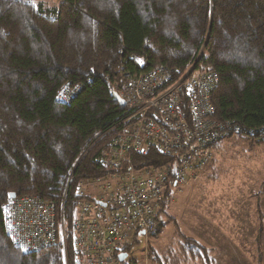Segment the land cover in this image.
<instances>
[{
	"label": "trees",
	"instance_id": "16d2710c",
	"mask_svg": "<svg viewBox=\"0 0 264 264\" xmlns=\"http://www.w3.org/2000/svg\"><path fill=\"white\" fill-rule=\"evenodd\" d=\"M191 65L217 74L214 118L240 129L227 139L264 143V0H0V208L13 192L64 202L69 219L79 183L106 172L98 158L125 115L113 95L125 76ZM0 264H74L71 241L22 251L0 211Z\"/></svg>",
	"mask_w": 264,
	"mask_h": 264
},
{
	"label": "built area",
	"instance_id": "2783aa9c",
	"mask_svg": "<svg viewBox=\"0 0 264 264\" xmlns=\"http://www.w3.org/2000/svg\"><path fill=\"white\" fill-rule=\"evenodd\" d=\"M216 86L215 72L193 65L178 74L157 66L126 75L120 130L98 158L106 172L79 183L69 219L64 202L58 207L52 200L9 197L0 211L11 243L33 252L60 245L68 235L74 264H119L129 240L158 228L175 191L209 171L214 147L240 132L214 118ZM73 93L63 90L59 97L69 100ZM150 152L165 161L133 164L134 156Z\"/></svg>",
	"mask_w": 264,
	"mask_h": 264
},
{
	"label": "rangeland",
	"instance_id": "374dc122",
	"mask_svg": "<svg viewBox=\"0 0 264 264\" xmlns=\"http://www.w3.org/2000/svg\"><path fill=\"white\" fill-rule=\"evenodd\" d=\"M263 178V142L248 145L230 138L218 143L209 171L167 200L159 214L160 231L128 241L125 263L154 264L157 255L162 264H204L208 251L211 264H264ZM68 238L60 242L63 249ZM194 242L202 247L197 257L186 250Z\"/></svg>",
	"mask_w": 264,
	"mask_h": 264
},
{
	"label": "water",
	"instance_id": "95a60500",
	"mask_svg": "<svg viewBox=\"0 0 264 264\" xmlns=\"http://www.w3.org/2000/svg\"><path fill=\"white\" fill-rule=\"evenodd\" d=\"M113 95H114V97L117 99V101L123 106V105H124V102H123V100L120 98V96H119L118 94H116V93H113ZM8 197H10V198L15 197V193L10 192V193L8 194ZM126 257H127V253L122 252V253L118 254L117 259H118L119 262H122Z\"/></svg>",
	"mask_w": 264,
	"mask_h": 264
},
{
	"label": "crops",
	"instance_id": "0c3cea01",
	"mask_svg": "<svg viewBox=\"0 0 264 264\" xmlns=\"http://www.w3.org/2000/svg\"><path fill=\"white\" fill-rule=\"evenodd\" d=\"M215 148H216V146L214 147V150H215ZM213 150V151H214ZM262 183H264V178H263V182ZM207 254H208V251H207ZM209 255V254H208ZM209 259H211V262H212V257L210 258V257H208Z\"/></svg>",
	"mask_w": 264,
	"mask_h": 264
}]
</instances>
